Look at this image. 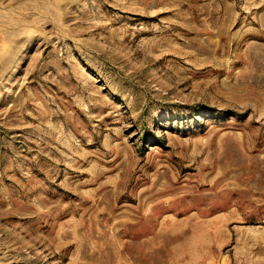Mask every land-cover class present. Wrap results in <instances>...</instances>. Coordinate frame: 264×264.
<instances>
[{
	"label": "rangeland",
	"instance_id": "obj_1",
	"mask_svg": "<svg viewBox=\"0 0 264 264\" xmlns=\"http://www.w3.org/2000/svg\"><path fill=\"white\" fill-rule=\"evenodd\" d=\"M0 264H264V0H0Z\"/></svg>",
	"mask_w": 264,
	"mask_h": 264
}]
</instances>
